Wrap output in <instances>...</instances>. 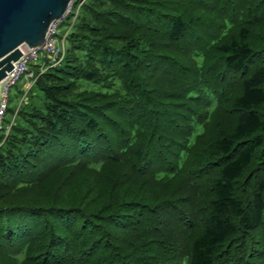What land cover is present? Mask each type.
Segmentation results:
<instances>
[{"label":"trees","instance_id":"obj_1","mask_svg":"<svg viewBox=\"0 0 264 264\" xmlns=\"http://www.w3.org/2000/svg\"><path fill=\"white\" fill-rule=\"evenodd\" d=\"M76 10L0 145V264H264V0Z\"/></svg>","mask_w":264,"mask_h":264},{"label":"water","instance_id":"obj_2","mask_svg":"<svg viewBox=\"0 0 264 264\" xmlns=\"http://www.w3.org/2000/svg\"><path fill=\"white\" fill-rule=\"evenodd\" d=\"M72 0H0V80L21 55L20 46L42 45L51 22L63 17Z\"/></svg>","mask_w":264,"mask_h":264},{"label":"built area","instance_id":"obj_3","mask_svg":"<svg viewBox=\"0 0 264 264\" xmlns=\"http://www.w3.org/2000/svg\"><path fill=\"white\" fill-rule=\"evenodd\" d=\"M78 0H72L69 4L66 14L51 22L49 31L46 35L44 43L36 45L34 47L23 44L20 46L22 55L13 61V67L10 71H7L6 76L0 80V145L10 132L13 124L15 123L16 116L20 107L28 103V94L30 89L37 81L38 77L44 73L48 68L58 65L66 55L67 47V32L62 37H58L59 26L64 21L66 15L74 8H76V14L73 16L72 21H75L78 14V9L84 0L79 2V6L76 7ZM34 65L38 67V70L30 69L29 66ZM28 77V80L24 84L25 92L22 98H20V104L16 108L13 119L9 121L8 126L5 128L4 121L6 113L9 109L8 102L10 100V89L24 76Z\"/></svg>","mask_w":264,"mask_h":264},{"label":"rangeland","instance_id":"obj_4","mask_svg":"<svg viewBox=\"0 0 264 264\" xmlns=\"http://www.w3.org/2000/svg\"><path fill=\"white\" fill-rule=\"evenodd\" d=\"M79 10V9H78ZM68 20L66 22H62L59 26V31H58V37H62L63 34L67 31L69 24L67 23ZM67 42V41H66ZM30 69L33 70H38L37 66L34 65H30L29 66ZM28 80V77L25 75L24 77L21 78L20 81H18L15 85H13L10 89V100L8 102V111L6 113L5 116V121H4V126L5 128L8 126L9 121H11L13 119V115L14 112L16 110V108L19 106L20 104V98L23 97L24 92H25V88H24V84L25 82ZM36 94L33 95L32 92H30L28 94V99L30 104H40L42 103V97H43V93L39 90H37V88L35 89Z\"/></svg>","mask_w":264,"mask_h":264}]
</instances>
